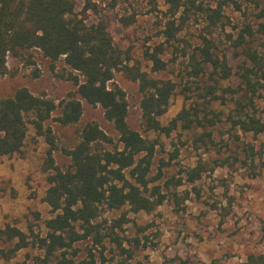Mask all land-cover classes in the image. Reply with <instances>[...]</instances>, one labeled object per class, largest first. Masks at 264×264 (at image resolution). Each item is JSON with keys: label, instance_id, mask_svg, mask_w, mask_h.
Segmentation results:
<instances>
[{"label": "rangeland", "instance_id": "rangeland-1", "mask_svg": "<svg viewBox=\"0 0 264 264\" xmlns=\"http://www.w3.org/2000/svg\"><path fill=\"white\" fill-rule=\"evenodd\" d=\"M72 1L75 14L87 25L99 20L106 23L114 46L129 58L127 65L138 64L148 77L174 85L166 112L158 119L162 127H170L182 111L194 121L188 129L178 121L168 134L148 130L141 117L137 83L122 72L114 73L107 86L123 91L128 127L154 145L146 178L149 188H158L163 199L148 214L132 213L128 206L100 207L93 224L110 236H105L101 246L91 238L74 244V260H84L91 253L95 264H239L250 255L264 256V132L243 131L237 125L251 119L264 125V81H260L259 94L251 96L240 78L246 68L257 69L247 54H257L264 69V28L260 27L264 18H257L261 1L227 0L215 26L208 20V9H216V3L225 0H186V10L174 17L165 0H94L95 11L86 12L84 0ZM121 20L132 23L125 26ZM168 22L178 30L173 41L165 42L161 33ZM246 27L252 34H244L239 44L238 36ZM159 45L165 67L154 71L145 53ZM205 46L213 58L225 60L230 69L227 79L203 62ZM6 69L0 76V99L25 88L57 105L44 124L54 140V167L71 169L67 151L78 143L82 128L89 123L111 140L94 145V150L121 149L117 133L98 106L82 101L76 124L64 127L55 121L61 101L78 99L62 60L51 63L39 50L31 49L17 58L7 55ZM28 121L21 151L0 157V230L17 229L29 244L12 252L17 240L0 236V250L6 255L0 264H37L43 252L33 241L45 237V223L54 217L43 202L51 172L45 168L49 146ZM194 168L200 178L189 183L186 174ZM125 176L134 182L128 170ZM175 181L181 182L168 184Z\"/></svg>", "mask_w": 264, "mask_h": 264}, {"label": "trees", "instance_id": "trees-1", "mask_svg": "<svg viewBox=\"0 0 264 264\" xmlns=\"http://www.w3.org/2000/svg\"><path fill=\"white\" fill-rule=\"evenodd\" d=\"M168 13L172 17L179 10H186V0H165ZM226 1H218L216 9H208V20L215 26L221 18L222 6ZM257 18H264V0H260ZM94 0H84L83 12L95 11ZM123 25L132 21L121 20ZM171 25V26H170ZM264 28V25L260 26ZM176 29L172 22L166 24L162 31L165 42L173 41ZM250 36L252 30L245 28V33L238 36L239 44ZM37 49L51 63L62 60L69 68L68 79L76 86L78 99L69 98L61 101L60 115L55 121L61 126L76 124L82 115V101L89 106H98L103 112L106 122L112 125L119 137L121 149L114 151H97L94 145L111 143L107 135L95 124L85 125L79 135L78 143L67 156L71 169L61 171L54 167L52 151L54 140L48 121L57 105L51 100L33 96L27 89L20 88L10 98L0 99V157L12 156L21 151L27 133V120L38 136H43L49 149L46 153L45 168L51 170L47 177L49 184L43 202L54 217L45 223L47 233L43 238H36L34 246L43 252V258L37 264H95L91 253L81 261H75L74 244L92 239L101 246L105 236L94 225L99 208L118 210L128 206L130 212L152 213L163 197L159 189L149 188L147 174L151 165L154 145L145 141L140 134L131 130L127 123V102L125 94L117 87L108 88L115 72H122L137 83L141 95L140 111L146 127L150 131L168 134L181 122L185 129L194 123L182 111L175 117L170 127H162L158 119L166 112L174 85L169 81L148 77L138 64L127 65L129 58L116 48L103 20L87 25L84 18L75 14L72 0H0V76L6 74L7 55L19 57L22 52ZM163 53L161 45L152 53H145L154 71H162L165 67L159 56ZM203 62L219 70L222 79L230 76V69L225 60L213 58L205 46L202 51ZM248 61L256 66L246 68L241 73V84L251 96L259 94L263 88L264 69L259 63L257 54H247ZM78 74L81 81L78 80ZM237 125L247 132L263 133L264 125L255 120L239 121ZM176 156H174L175 158ZM128 170L129 179L125 176ZM186 180L194 183L200 178V172L192 169L187 172ZM181 181L168 183L178 186ZM157 197V201L154 198ZM0 236L8 240L16 239L12 252L26 247L29 243L25 236L12 227L0 230ZM114 240V239H113ZM121 247V244L118 243ZM0 250V258L5 257ZM239 264H264V256L250 255L245 262Z\"/></svg>", "mask_w": 264, "mask_h": 264}]
</instances>
